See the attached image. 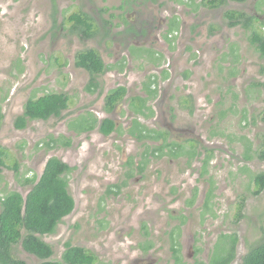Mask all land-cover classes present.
I'll use <instances>...</instances> for the list:
<instances>
[{"label": "rangeland", "instance_id": "obj_1", "mask_svg": "<svg viewBox=\"0 0 264 264\" xmlns=\"http://www.w3.org/2000/svg\"><path fill=\"white\" fill-rule=\"evenodd\" d=\"M55 1L0 0V111L4 115L0 124V146L7 149L3 153L7 164L0 177V210L1 198L10 191H19L26 198L41 176L44 162L52 154L49 147L53 141L58 140L57 143L63 145L71 134V146L59 150L58 155L62 151L69 152L63 157L69 158L70 154L73 166L77 167L71 171L69 183L70 192L76 200L74 209L61 220L55 233H36L53 247L51 260H63L69 242L72 246L93 251L97 257L95 264H129L133 258L149 264H174L167 234L164 233L165 222H155L157 227L150 239L153 247L147 252L140 247L147 245L148 241L138 222L142 214L149 219L158 215L156 210H161L166 201L160 190L170 182L169 178H165L167 175L156 179L155 164H152V168L146 171L148 178L139 181L135 175L117 199L111 196L104 204L100 196L104 194L107 184L117 177L125 179L127 168L123 167L121 150H115L114 137H103L98 131H93V136L88 137L95 143L86 140L77 144L82 134L62 123L67 116L78 113L82 106L99 108L98 102L104 93L102 91L101 96L97 97L80 94V87L84 86L90 74L86 69L76 67L75 54L78 50L88 48L100 51L104 48L105 39L99 41L94 36L83 40L72 28L74 22L66 19L81 11L92 17H112L108 22L118 25L110 26L111 32L120 34L128 25L125 14L142 11L143 4L146 8L152 6L157 9L170 3L171 9L178 10L183 19H190L189 8L193 7L191 4H177L173 0H128L129 7H126V0H57L58 11L54 14ZM198 1L194 0L195 3ZM121 6L124 7V15L121 14ZM236 6L247 14L254 12L264 22V0H245L243 6ZM104 8L107 10L103 11ZM112 13L115 18L110 17ZM171 13L172 10L167 9L164 16L169 17ZM220 13V18L212 21L226 24L223 8ZM134 19L132 16L131 21ZM201 20L203 28H210L214 24L206 19ZM259 24L256 22V25ZM61 26H64L63 29ZM225 30L214 38L201 36L195 39L194 34L185 29V39L175 44L176 50L183 56H190L188 46L202 51L203 59L194 65L193 85H190L186 94L191 93L197 105L196 134L203 138L204 145L210 149L211 146L215 147L208 165L210 178L204 175V180H196L200 160L193 159L190 165L185 157L178 159L175 173L171 176V182L180 188V199L177 203L171 202V210H175L176 214H187V217L193 212V222L181 225L180 242L183 244L186 264H207L211 259V250L219 241L217 252L229 247V236L237 238L231 264L242 263L251 249L264 242V190L257 196L253 194L255 176L264 172V159L255 153L261 147L264 135V58L250 42V31L242 27ZM192 42L198 47L193 46ZM232 42L235 43L237 54L226 58L225 52L234 44ZM123 58L126 65L127 52L123 53ZM177 59L186 61V57ZM186 67L182 66L181 69ZM223 74H226L225 81L221 79ZM137 76L138 72L135 71L132 77ZM140 76L143 79V75ZM113 78L114 72L103 75L104 81ZM255 82L258 87L254 89L252 84ZM183 84L182 78H179L176 84L169 87L164 102L165 116L193 120L183 100L178 98L182 94L187 97ZM49 92L67 93L72 97L70 108L64 111V116L30 119L24 128L16 127V121L24 113L29 98ZM121 130L125 131V128ZM176 135L191 138L192 134L189 131H176ZM116 142L122 145L128 143L120 136ZM199 150L201 159L211 154L205 152L201 144ZM138 151L136 147L130 153L135 155ZM81 163L84 168H78ZM79 177H84V181L83 178L79 181ZM208 182L213 191L210 210L206 212L201 207L187 210L184 202L191 195V190L194 192L195 187L199 188L197 205L200 206ZM203 212L208 216L213 215V219H201ZM26 232L27 229L23 227L22 234ZM192 238L197 241L193 248L186 243ZM21 239L11 248L12 255L27 264L42 263L40 258L25 250ZM196 247H201V250L195 254L193 250ZM192 253L194 257H191Z\"/></svg>", "mask_w": 264, "mask_h": 264}, {"label": "flooded vegetation", "instance_id": "obj_2", "mask_svg": "<svg viewBox=\"0 0 264 264\" xmlns=\"http://www.w3.org/2000/svg\"><path fill=\"white\" fill-rule=\"evenodd\" d=\"M173 1H176L177 4H185L187 6L191 4L190 6L193 8H189L191 13L190 19L180 18L178 10L171 9L169 6L170 3H168V5L161 6L164 7L163 9L161 7L154 9L152 6L146 8V5L143 4L142 11H129L125 14V21L128 25L121 30L120 34H113L111 32L110 26L114 24L118 25L115 22H108L109 19L112 18L111 16L115 18V14L113 13L110 15L111 18L108 19L101 18L100 15H95V17H93V31L91 35H86L83 32H79L78 34L76 32L83 40L91 39L94 36L99 41L105 39L104 48L100 49V51L97 48H88L95 49L99 54L102 62V70L94 71L92 73L90 70L81 67L89 72L90 77L84 86L80 87V94L82 93L84 96L90 95L92 97H97L101 96L100 94L102 91H104V93L101 96V100L98 102L100 105L99 108L97 106L91 108L82 106L79 108L78 113L67 116L62 123L64 122L68 128H71L74 132L76 131L82 134L81 141L77 144L86 142V140L90 141L88 140V137L93 136V131H98L103 137H114L113 146H116L115 150H121L123 167L127 168L126 173L124 174L125 179L121 180L117 177L116 180L111 182V184H107L106 189H104V194L100 196L104 204L111 196L112 198L117 199V197L128 186L129 180L134 178L135 175L138 176L139 181L146 179V177L148 178L146 171L147 169L152 168V164H155L154 169L157 175L156 179L161 178L163 174L167 175L165 178H169L170 182L166 183V188L160 190V192L166 197V201L161 207L163 216L160 217L161 210L157 209V216L149 219L145 216L143 217L144 214H142L141 218L138 220L141 228L143 229L144 237L146 241H148L147 245H141L140 247H142L144 252L149 251L153 247V243L150 239L153 230L157 227L155 222H165L166 228L164 233L167 234V239L175 261L174 264H186L183 256V244L180 242L181 225L185 222H193L191 218L193 212H190L187 217V214H176L175 210H171L173 209L171 207V202L177 203L180 199L178 193L180 188L171 182V176L175 173V165L179 162L178 159L185 157L187 158V162H190L193 159L200 160L201 166L198 169L197 173L199 174L196 177V180H204L206 178L204 175L209 176L210 178L209 173H211V171L209 172L208 165L213 157L212 153L215 147L211 146L212 148L210 149L209 146L204 145L203 138L200 134H196L197 118L195 116V110L197 109V105L193 101L192 94H186L190 85H193L195 72L192 71H194V65L196 63H200L203 59L201 56L202 51L199 49H192V47L188 46L187 49L189 50L190 56H183L176 50L175 44L178 40L181 41L184 38L185 29L188 30L189 33L192 32L195 39H197L201 36H204L205 38L206 36L214 38L226 31L225 29L242 27L246 30L247 28L244 26L245 17L236 16L232 19L228 17L229 11H235V14H240L239 12L246 13L243 10L237 9L236 6L238 4L243 6L245 0H200L197 3H195L194 0ZM125 3L126 7L130 6L128 0H126ZM120 8L123 9L121 14L124 15V7L121 6ZM222 8L224 9L223 14L226 17V24L220 25V23L214 21H216L217 18H220ZM167 9L172 10L171 16L169 17L164 16ZM105 10L107 9L104 8L103 11ZM247 15L259 17V15L254 12L253 14ZM132 16L135 17L134 21H131ZM201 19H206L209 23L213 22L214 24H217V26L213 24L210 28H203L201 25ZM213 19L214 21H212ZM221 21L223 22V20ZM63 27L64 26H61L62 29ZM247 30L250 31L251 34V29ZM173 33L178 35H174ZM221 39H224V37ZM192 45L197 46V44L193 42ZM252 45L254 44L252 43ZM254 46L256 47V45ZM256 49L258 50L257 47ZM84 50L87 49H81L76 52L75 65L78 53ZM109 52H111V55ZM124 52H127V58L125 60L126 65H124ZM225 53L226 58L231 55H236L235 43L231 44V48H229ZM259 53L260 56L264 58L260 51ZM111 57L113 60H111ZM178 57H186V61L181 62L177 59ZM188 59H190V62H188ZM182 66L187 67L181 69ZM76 67L80 66L76 65ZM233 67L235 68L237 66ZM135 71L138 72V76L132 77ZM109 72H114L115 78L104 81L103 75ZM140 74L143 75V79ZM179 78H182L183 80L184 93L187 97L182 96V94L178 98L183 100L186 109L189 111V115L194 117L193 120H179L173 116L169 118L165 116L166 111L164 102L166 94L169 87L176 84ZM223 78L221 77V79L225 81L226 74H223ZM118 82L122 84H118ZM132 84H134V86H132ZM164 85H166V87L163 89ZM252 86L254 89L255 87H258L256 82L253 83ZM117 92L120 96L112 101L113 95ZM64 94L68 97L67 106L64 107L61 110V113L56 115V117H61L62 115L64 116V111H67L70 108L72 97L70 94ZM122 107H124V109ZM47 119H49V117ZM110 125L111 129L106 132V128ZM178 125L185 126L188 129L184 127L181 128V126ZM121 128H125V131H122ZM176 131H189L192 134L190 136L191 138H181L182 135L178 137L176 135ZM70 135L67 141L65 140L66 142L63 145L58 144V140L53 141L52 146L49 147V152L52 154L44 162L43 171L37 180V183L44 174L47 163L51 159L57 158L70 167V170H68L69 172L64 171L61 173V176L68 180V189L70 192V174L71 171L77 167L73 166L70 154L69 158L63 157L69 152L62 151V153L58 155L59 150H62V148L69 149L71 146L72 138ZM118 136L125 138L128 143L125 145L117 143L116 141H118ZM83 137L85 138L83 139ZM90 143L95 142L90 141ZM184 143H188L189 145H184ZM200 144L201 147H204L205 152L211 153L205 159L204 157L202 159L200 158ZM48 145H50V143ZM136 147L139 148V151L136 152L135 155L131 154V149ZM187 147H189V149H186ZM97 149L98 148L95 149L96 152ZM79 167L84 168L82 163L78 165V168ZM82 178L84 181V177H79V181ZM135 182L136 181H134V183ZM198 191L199 188L197 189V187L194 188V192L191 190V195L185 199L184 207L187 210H193V208L199 209V207H201L202 210H206L207 212L210 210V201L213 195L210 183L208 182V185L202 195L203 202L200 206L197 205L199 198ZM253 191H255V189ZM253 194L257 196L254 192ZM201 214V219L204 221L208 220V218L211 220L214 217L211 214L208 216V214H205L204 212ZM129 222H134V220H129ZM173 222H176V224H173ZM190 240H192L191 245ZM190 240L186 243L189 247L191 246L193 248L197 241H195L194 238ZM231 240L232 239L229 236V241ZM217 244L215 248L211 250V259L208 260L207 264H217L216 260L222 262L221 258L226 255V248L223 249L222 252L216 251ZM197 250L199 252L201 247H196L193 250V253L196 254ZM193 253L191 254V257L195 256ZM142 261L143 260H135V258H133L130 260L129 264H149L148 262L145 263ZM231 263L232 261L230 264ZM202 264L205 263L202 262Z\"/></svg>", "mask_w": 264, "mask_h": 264}, {"label": "trees", "instance_id": "obj_3", "mask_svg": "<svg viewBox=\"0 0 264 264\" xmlns=\"http://www.w3.org/2000/svg\"><path fill=\"white\" fill-rule=\"evenodd\" d=\"M57 2H54V14H57ZM229 11L230 19L236 16L245 17L244 26L251 29L250 41L256 45L264 57V22L259 17L247 15L246 13ZM74 22L72 28L86 35H91L93 31L94 18L87 12H76L66 19ZM261 21V22H260ZM256 22L260 24L255 25ZM76 65L94 71L102 70V62L95 49H87L78 53ZM120 94L113 95L112 101ZM68 97L64 93L49 92L40 97L29 98L25 111L18 117L16 127L24 128L28 121L34 119H47L51 115H59L61 110L67 106ZM4 118L0 111V124ZM264 121V113H263ZM111 129V125L106 128V132ZM7 149L0 146V177L2 170L6 166L3 153ZM257 157L264 159V135L261 138V147L255 150ZM17 164V163H16ZM18 165V164H17ZM15 165V166H17ZM70 167L57 158L51 159L46 166L45 172L39 182L27 194L26 198L19 191H10L1 198L2 208L0 210V264H27L26 261L14 257L11 253L13 245L21 239V243L26 251L40 258V264H95L97 258L94 253L81 246H72L67 243L68 249L64 252L63 260H51L54 254L53 247L44 241L36 233L53 234L57 230L58 224L75 206L73 195L68 189V180L62 177L61 173L69 172ZM264 190V172L255 176V191L259 195ZM27 232L22 234V228ZM229 247L226 248L220 262L217 264H230L235 256L236 237L231 236ZM240 264H264V242L251 249Z\"/></svg>", "mask_w": 264, "mask_h": 264}]
</instances>
